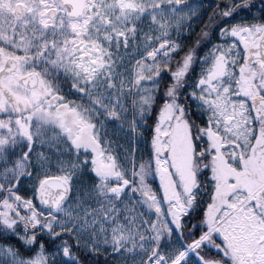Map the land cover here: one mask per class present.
<instances>
[{
	"label": "snow or ice",
	"instance_id": "snow-or-ice-1",
	"mask_svg": "<svg viewBox=\"0 0 264 264\" xmlns=\"http://www.w3.org/2000/svg\"><path fill=\"white\" fill-rule=\"evenodd\" d=\"M0 264H264V0H0Z\"/></svg>",
	"mask_w": 264,
	"mask_h": 264
}]
</instances>
